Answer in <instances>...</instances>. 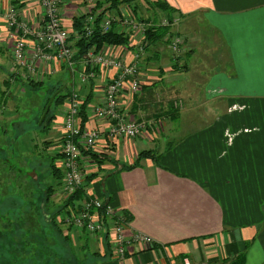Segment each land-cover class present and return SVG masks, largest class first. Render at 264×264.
<instances>
[{"label": "crops", "instance_id": "obj_1", "mask_svg": "<svg viewBox=\"0 0 264 264\" xmlns=\"http://www.w3.org/2000/svg\"><path fill=\"white\" fill-rule=\"evenodd\" d=\"M146 1L157 0L136 3L141 21L166 19V14ZM164 1L183 15L173 28L185 37L181 69L175 66L169 45L161 43L145 51L139 63L143 90L128 104L129 117L139 122L164 115L162 135L144 131L135 139L111 142L108 124L90 120V108L102 102L113 70L99 71L95 80L83 85L62 64L44 63L45 77L26 81L15 74L14 62L6 63L2 52L0 92L6 91L8 103L0 119L18 121L20 109L14 106L12 95H25L22 86L31 82L60 85L67 79L72 92L83 95L86 128L103 132L95 153L107 159L88 171L87 189L130 222L125 238L131 245L124 259H105L103 239L91 236V250L96 251L97 243L101 253L97 264H184L185 260L190 264H231L240 257L244 264H264V0ZM58 2L61 19L71 33L76 17L96 18L99 13L90 11L83 0ZM11 5L29 24L41 22L38 0H0V11H8ZM200 18L208 28L201 45L207 43L208 49H214L215 36L228 54L214 66L207 56L198 59L201 49L193 48L194 31L186 30V26L198 25ZM8 34L6 23L0 20V51L7 47L12 55ZM104 51L130 63L136 48L106 46ZM209 67L208 74L204 70ZM45 87L37 90L48 92ZM176 97L183 100L180 111L173 106ZM43 102L31 109L35 119ZM55 113L52 129L42 134L40 144L50 160L60 155L64 106ZM148 151L155 159L144 158L134 167L139 155ZM62 160L61 156L56 162L59 169ZM131 166L134 168H126ZM48 172L52 179L51 168ZM57 184L54 202L62 205L66 196L62 182ZM136 234L151 237L153 248L134 243Z\"/></svg>", "mask_w": 264, "mask_h": 264}, {"label": "built area", "instance_id": "obj_2", "mask_svg": "<svg viewBox=\"0 0 264 264\" xmlns=\"http://www.w3.org/2000/svg\"><path fill=\"white\" fill-rule=\"evenodd\" d=\"M58 1L61 2L38 0L42 11V19L38 25H31L23 20L15 6L11 5L6 12L0 11V20L6 23L8 38L13 44L12 56L16 74H20L26 81H40L45 77V71L41 70V66L44 63H56L65 66L73 78L85 85L98 77L95 69L98 68L99 71L117 69L116 77L108 78L105 83L102 102L90 108V120L98 119L108 124L106 133L111 142L119 138L135 139L144 131H151L154 135L161 134L163 121L139 122L129 117L128 110L129 101L132 102L143 86L139 63L146 51L145 31L149 23L141 21V17L132 6L120 7L114 15L104 17L100 28L107 32L116 26L120 33L129 36L130 45L120 47L136 48L133 62L118 60L103 49L100 52L92 50L84 61L78 63L70 41L71 32L61 19ZM99 1L101 0H83L90 11L97 10L100 13L102 9H97ZM95 19L94 15L89 17V31H92ZM178 21L176 19L174 24ZM163 22V26L169 25L167 19H163ZM170 42L169 47L174 55L181 56L185 45L184 38L174 36ZM81 66L84 68L81 69ZM84 103L83 95L75 90L64 105L60 150L63 156L61 162L63 192L66 197H70L83 190V196L77 206H72L69 212L60 215L57 221L65 229L71 227L79 233L89 234L99 240L108 233L113 257L124 259L131 245V241L125 238V231L130 225L129 220L107 200L90 193L86 186L88 171L96 166L92 153L96 152L103 132L98 128L91 129L83 125L81 113ZM133 242L151 248L154 246V240L142 234H136ZM184 264H190L189 260H185Z\"/></svg>", "mask_w": 264, "mask_h": 264}, {"label": "trees", "instance_id": "obj_3", "mask_svg": "<svg viewBox=\"0 0 264 264\" xmlns=\"http://www.w3.org/2000/svg\"><path fill=\"white\" fill-rule=\"evenodd\" d=\"M138 1L140 0L99 1L97 6L102 9V11L97 15L95 19L92 31H89L90 29L87 15L76 17L73 22V31L70 35V41L73 49L75 50V60L80 63L84 61L88 53H90L92 50H95V52H100L104 49L105 46L120 47L130 45L129 36L120 33L116 26H114L110 31L104 32L100 28V24L103 22V19L107 14L112 11H117L124 5L132 6L137 12L136 3ZM146 3L151 8H156L160 12L166 14V19L169 23V25L163 26L161 21H144L149 23V27H147L145 31L146 51L153 46L161 43L167 46L170 45L171 37H182L181 34L173 31V28L177 25L174 24V21L176 19L183 18V15L180 14L177 9L173 8L164 0H157L155 2L146 1ZM13 4H17V2L13 1ZM137 13L139 14V12ZM168 37L169 39H167ZM183 57L184 55H174V58L176 60L175 66L178 67L179 70L181 69L179 67V64ZM95 71L98 75L99 69L97 68L95 69ZM104 71L106 70L103 69L100 72ZM117 71V69L113 70L114 73L112 77H116ZM7 83L8 82H6V84ZM45 84L46 83L39 82L28 83V85H32L34 88H39L42 85L44 86ZM64 85H67V89L56 96L44 123L42 125H39L38 122V131L42 132V134H46L52 129L53 121L56 116V109L64 106L72 93V90L70 88L71 85L67 79L65 82L60 83V85L52 86L48 91V97L51 98V96ZM47 98L46 105L44 104L45 108L50 101V98ZM7 103L8 97L6 91L0 92V114H3L4 108L6 107ZM174 103H176V110L180 111L183 100L176 99ZM84 108L85 107L82 108L83 125L86 124L88 119L87 115H85L86 109ZM9 125V122H3L2 119H0V146H7L0 149L1 151L5 152L3 153L5 154L4 157L0 159V264H55L54 260L51 258V254L57 256V261L61 260L59 264H97V257H99L101 253L98 250H96L95 252L91 250V242L93 243L91 235L87 234L85 235L86 237L83 236L84 238L77 237V241L75 242L71 235V232H73V228L69 227L68 229H65L57 221L60 215H64L65 213L69 212L72 206L78 205V203L82 199L83 190L78 191L73 196L64 198L62 205H57L55 202L52 203L53 201L51 200L50 195L55 193V190H57L55 182H58L57 186H59L63 179L62 169L56 167V162L61 159L62 155H57L50 160L47 155H44L43 150H39V145H36V150L40 151L41 154H39L40 156L38 158L37 156H35V159L45 158L47 160L48 166L45 165V167H47L46 169L44 167H41V174L45 176V173L47 177V172L49 171V168H51L53 172V183L48 184L47 186L45 184L46 178H43L42 180H39L40 187L38 186V189L35 191H38L40 193L42 190V193L47 194L45 205H48L47 207L49 209H52L53 206L55 208V211L54 213H52V215H48L44 212L46 220L43 223L38 221L37 224L34 223L36 224L34 226L29 225L30 209L32 206L34 207L36 202L33 199V203H31L28 195L24 196L25 194H23V186L18 181L24 180V182H26L24 184H32V171L29 173V177L27 178L21 175H16V173L13 172H9L6 169V166L3 165V163L7 164L9 155L11 154L10 144L12 143L14 146L18 144V137H16V135L11 136V134L9 133ZM18 131H22V129H19ZM163 132L164 127L159 136L162 135ZM21 134L22 133L19 132L18 136L20 137ZM92 156L95 159L96 163L99 165L107 162L106 157L100 154L92 153ZM144 158L155 159V155L151 151L143 152L139 155L137 162L133 166L136 167ZM134 167L131 166L126 168L129 169ZM1 176L7 178L3 190L2 184L4 181H1ZM93 178L94 177H91L90 181ZM42 185H44V187H42ZM45 205L43 206V210L45 209ZM47 207L46 210L48 209ZM30 223H32L33 225V222ZM13 233L15 234L14 236ZM9 234H11L12 237ZM9 242H12L13 244L11 248H8L6 245V243ZM79 243L82 244L79 245ZM51 244H53L54 246H52ZM103 247L104 258H112L113 255L108 233L104 235ZM7 248L9 249V251L7 250ZM4 254L6 256H4ZM64 255L67 257L70 255L72 260H70V258H63ZM231 264H244V257H240Z\"/></svg>", "mask_w": 264, "mask_h": 264}, {"label": "rangeland", "instance_id": "obj_4", "mask_svg": "<svg viewBox=\"0 0 264 264\" xmlns=\"http://www.w3.org/2000/svg\"><path fill=\"white\" fill-rule=\"evenodd\" d=\"M144 9H145V7H144ZM152 15L154 16V14H152ZM161 22H163V19L161 20ZM179 22L177 23V26H178ZM197 22H198V25L195 24L192 26L191 25L186 26V30H187V32L194 31L193 34H195L194 37H195L196 41H195V44L193 45V48L198 47L201 49V51L198 50L199 51L197 54L198 59H200V55L203 58H205L207 56V57H209V60L211 61L210 62L211 66H214L216 61H220L222 59V57L224 60L226 58V55H228V54H227L226 50L223 47H221L222 46L221 40L215 36H214V45H216V46L213 47L214 49H212V48L208 49L207 43L204 46L201 45L200 42H202V40L205 41V36H206V32H207L208 28L205 27V25L203 24V23H205V21L202 20L201 18L197 19ZM176 33H179V32H176ZM182 37L185 38L184 36H182ZM194 51H196V50L194 49ZM1 52L3 54L2 58L6 60V63H8V64H9V62L13 63L12 55H11V53H9V50L7 49V47L5 49H2L0 51V53ZM189 53H192V51H190ZM195 53H197V51ZM4 66L6 67L7 64H5ZM7 67H9V66H7ZM0 70H3V68L1 66H0ZM211 70H212V68L209 67L208 69L204 70V72L209 74L211 72ZM14 72L16 74L17 70ZM140 78H141V74H140ZM1 83L2 82L0 79V85H1ZM46 84L43 86V87L46 86L45 87L46 91L47 90L49 91V89L52 86L57 85L56 82H50V83H46ZM20 87L21 86H19V88ZM19 88H17L16 92L20 91ZM22 88L26 91L25 93H23L25 95H22L23 98L20 96L19 93L17 95H15V94L12 95V98L15 102L14 106L16 108L20 109V115H19L20 117H18V122L14 123V124L10 123V125H9V133L11 134V136L16 135V137H18V140H17L18 144L16 145L17 147L14 146L12 143L10 144L11 154L9 155L7 164L3 163V165L6 166V169L9 172H13V173H16V175H21V176L27 177V178L29 177V173L32 171V173H31L32 184L31 183H30V185L24 184V183H26V182H24V180H19L18 182L23 186V194H25L24 196L28 195L31 203H33V199L36 202L34 207L32 206L30 209V217H29V225L34 226L38 223V221L43 223L46 220L45 213H47L48 215H52V213H54V211H55V208L53 206H52V209H49L47 207L48 205H45L46 199H47V194L42 193V190L40 193L38 191H35L38 189L39 180H42L43 178H46L45 184L47 186H48V184L53 183V179L49 178V172H47L48 178L46 177L45 173H44L45 176H43L41 174V172H42L40 170L41 167H44L46 169L47 167H45V165L48 166L47 160L45 158L44 159H41V158L35 159V156H37V158L40 156L39 154H41L40 151L42 150V148H41L42 145H40V144H42L43 136H42V132L38 131V129H39L38 128V122L40 123L41 118L45 112V109H46L45 105L47 102L46 98L48 97V92H43L42 89L37 90V88H34L32 85H23ZM142 90H143V86H142L141 91L136 95H139L142 92ZM13 92L14 91H12V93ZM43 95H45V98L41 97ZM135 96H134V98H135ZM48 98H50V97H48ZM176 99H179V98L176 97ZM42 100L44 101L43 105L40 109L38 116L35 119V117L32 116L33 110H31V109L37 104H42ZM128 104H131V102L129 101ZM173 106L176 109V103H173ZM234 108H236V107H234ZM43 109H44V111H43ZM163 117H165V116L164 115H162L161 117L156 116L155 118L153 117L151 120L163 121L164 119L163 120L161 119ZM145 122H147V121H145ZM163 127H164V121H163ZM19 129H22V131H18ZM19 132L22 133L20 135V137L18 136ZM36 145H39L38 147H39L40 151L36 150ZM5 147H7V146H0V149L5 148ZM3 153H5V152L0 150V159H2L4 157L5 154H3ZM6 180H7L6 177L1 176V181H4L2 184V190L4 189V185H5ZM33 180L36 182H34ZM13 182H14V180H13ZM42 187H44V185H42ZM54 195H55V193L50 195V198L53 201L52 203H54ZM61 197H62V195H61ZM44 205H45V209L43 210ZM46 207L48 208L47 210H46ZM30 222H33V225ZM0 223H1V220H0ZM34 223H36V224H34ZM76 234H79V232L76 230H73V232H71V235H72L73 240L75 242L77 240ZM9 235H11V234H9ZM14 235L15 234L13 233V236ZM85 235H87V234L86 233H80L79 237H83V236L86 237ZM11 237H12V235H11ZM81 244L82 243H79V245H81ZM6 245L8 248H11V246L13 244H12V242H9V243H6ZM51 245L54 246L53 244H51ZM98 246L99 245L96 243V246H95L96 250H97ZM8 248H7V250L9 251ZM76 248H77V245H76ZM62 254H63V251H62ZM4 256H6V255L4 254ZM51 258L54 260L55 264H59V262L61 261V260L57 261L58 258L56 255L54 256L51 254ZM63 258H66V259L70 258V260H72L70 255L68 257L64 255Z\"/></svg>", "mask_w": 264, "mask_h": 264}, {"label": "water", "instance_id": "obj_5", "mask_svg": "<svg viewBox=\"0 0 264 264\" xmlns=\"http://www.w3.org/2000/svg\"><path fill=\"white\" fill-rule=\"evenodd\" d=\"M64 90H66V86H63V87H61V89H58V90L55 92V94L51 97V99H50V101H49V103H48V105H47V107H46V109H45V112H44V114H43V116H42V118H41L40 125H42V124L44 123V121H45V119H46V117H47V115H48V113H49V111H50V108H51L52 105H53V102H54L56 96H57L58 94H60L62 91H64Z\"/></svg>", "mask_w": 264, "mask_h": 264}]
</instances>
